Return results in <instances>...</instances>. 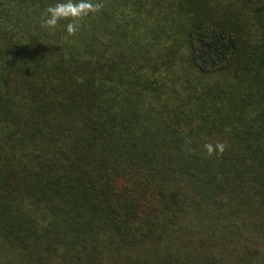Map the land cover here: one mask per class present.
<instances>
[{
  "label": "trees",
  "instance_id": "trees-1",
  "mask_svg": "<svg viewBox=\"0 0 264 264\" xmlns=\"http://www.w3.org/2000/svg\"><path fill=\"white\" fill-rule=\"evenodd\" d=\"M57 2L0 0V264H264V0H99L74 36Z\"/></svg>",
  "mask_w": 264,
  "mask_h": 264
},
{
  "label": "clouds",
  "instance_id": "clouds-1",
  "mask_svg": "<svg viewBox=\"0 0 264 264\" xmlns=\"http://www.w3.org/2000/svg\"><path fill=\"white\" fill-rule=\"evenodd\" d=\"M104 7L102 2L94 0H58L55 4L46 7L44 18L41 20V27L55 29L61 20H68L66 32L74 36L80 27L79 21L90 13H97ZM204 149L208 156H222L227 145L223 142L205 143Z\"/></svg>",
  "mask_w": 264,
  "mask_h": 264
}]
</instances>
